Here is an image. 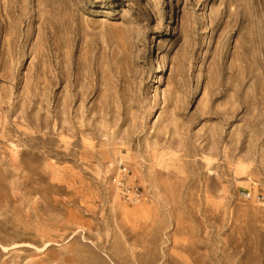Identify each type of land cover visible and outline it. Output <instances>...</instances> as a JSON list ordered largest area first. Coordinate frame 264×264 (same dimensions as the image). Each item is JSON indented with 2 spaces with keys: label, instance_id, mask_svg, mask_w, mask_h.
Returning <instances> with one entry per match:
<instances>
[{
  "label": "rangeland",
  "instance_id": "1",
  "mask_svg": "<svg viewBox=\"0 0 264 264\" xmlns=\"http://www.w3.org/2000/svg\"><path fill=\"white\" fill-rule=\"evenodd\" d=\"M0 264H264V0H0Z\"/></svg>",
  "mask_w": 264,
  "mask_h": 264
},
{
  "label": "built area",
  "instance_id": "2",
  "mask_svg": "<svg viewBox=\"0 0 264 264\" xmlns=\"http://www.w3.org/2000/svg\"><path fill=\"white\" fill-rule=\"evenodd\" d=\"M247 198H249V194L246 195ZM262 198L256 197V200L259 201Z\"/></svg>",
  "mask_w": 264,
  "mask_h": 264
}]
</instances>
